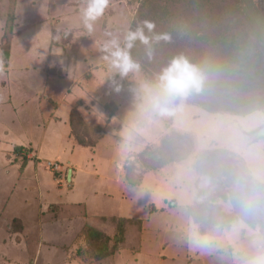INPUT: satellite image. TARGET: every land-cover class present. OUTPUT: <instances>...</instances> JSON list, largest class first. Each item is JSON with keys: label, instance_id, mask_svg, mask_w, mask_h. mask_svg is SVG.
I'll list each match as a JSON object with an SVG mask.
<instances>
[{"label": "rangeland", "instance_id": "1", "mask_svg": "<svg viewBox=\"0 0 264 264\" xmlns=\"http://www.w3.org/2000/svg\"><path fill=\"white\" fill-rule=\"evenodd\" d=\"M162 1L164 0L156 2ZM169 1L172 16L184 12L190 13L185 5L178 8L175 4L176 0ZM206 1L211 3L210 13L230 17L226 0ZM255 1L264 11V0ZM11 2L17 3L18 7V10L15 7V29L20 33L16 35L18 39L14 55L15 65L18 68L29 62L37 68L35 71L39 72V65H43L48 56L47 45L51 39L48 30L50 32L61 30L55 39V42L61 39L58 42L60 56L52 59L56 64L50 62L47 73L56 78V81H53L55 84L53 93L58 92L59 96L56 101L63 96L67 99L66 103L70 107L72 118V133L77 145L92 154L91 157L88 156L89 164L95 159L94 166L90 165V168L87 166V169L95 170L103 176L109 173L108 159L115 156L119 161L118 149L125 152L121 160L125 163L126 175L127 172L129 174L130 181L127 176L126 178L130 186L126 188L127 198L124 202L126 205H135L134 215L138 221L111 220L118 228L117 236L122 238V242L118 245L124 243L127 228L126 249L128 247L138 249L140 244L145 242L143 247L151 251L150 257H140L139 264H161L164 257L166 262L163 264H233L229 253L198 261L199 257L194 251L188 250L187 236L182 231L186 233L185 226L189 225L191 230L195 228L198 232L201 225L207 228L209 236L223 235L225 230L221 232L220 229L222 222L216 223L218 215L220 213L229 215L234 212L239 214V219L234 226L235 222L232 224L233 231L228 238L235 239L238 236V230L242 228L240 224L245 222L243 220L245 217L256 218V229L261 230V224L264 225V185L260 186L261 184L252 178L241 156L233 151L241 147L247 136L251 139L255 132L264 127V123L257 118L260 114L248 119H234L236 122L230 119V116H221V119L215 120L214 116L200 115L199 107L184 106L175 120L178 107L185 105L183 102L196 100V92L174 102L168 115L160 116L151 110L147 98L139 91L140 84L152 81L146 76L142 67L140 66L139 72L129 73L121 78L120 74L111 67L110 61L104 59L108 55L104 47L109 41L118 40L120 46L124 47L126 35L138 17H141L143 10L145 15L142 16L148 18L161 13L150 6L151 0H108L103 15L95 21L91 33L84 27L81 15L86 0H0V67L3 64L5 19ZM44 29L48 30L44 31ZM150 43L146 44L145 49L148 57L160 52L158 47L151 46ZM147 69L151 70L149 67ZM3 73L4 71L0 72V82L8 78ZM31 76L35 79L40 78L39 73ZM113 81L121 85L118 93L113 90ZM9 95L8 88L0 87V112H14L12 107H6L4 104V100L9 99ZM258 112L264 114V110ZM225 119H229L230 122ZM262 123L261 128H257ZM107 137L108 144L106 141L98 148L99 143ZM113 142L117 145H112ZM215 150L218 151L215 159L204 162L208 171L205 169L197 171L195 164L200 154ZM24 155H27L28 159L32 157L27 149ZM17 158L22 159L21 163L24 162L23 156ZM172 159L175 161L172 162ZM168 166L174 167L172 169ZM46 170L48 172L47 177L46 174L44 175L45 183L50 187L53 185L50 172L57 180L63 176L67 179L70 172L67 169L62 170V167L59 171H52L48 163ZM73 176L75 175L72 173L71 178ZM139 180H141L139 185L131 184ZM63 183L68 189L67 180ZM7 187L0 186V190L6 192V195L7 192L8 195H13L8 209L19 204L24 206L21 199L26 196V188L22 177L17 174L9 181ZM105 190L104 180L95 177L81 178L78 189L81 197L99 193L98 199L91 205L93 217L101 214L121 216L123 209H129L118 200L107 203ZM242 193L258 198L260 205L258 211L245 212L242 209L240 203ZM194 199L195 204H192ZM195 205L196 207L202 205L205 210H209L203 212L202 209L203 211L198 212ZM174 207L179 214L173 212ZM190 208L194 209L195 218L192 217ZM77 213H79L78 209H72V217H76ZM188 218L191 220L190 224ZM93 219L99 222V219ZM121 221H124L121 225L124 226L122 234H120ZM8 230L20 239L22 226L19 221H14ZM48 231L51 232V229ZM84 234L88 235L86 228ZM261 234L264 237V233ZM116 237H110L109 244L100 239H88V248L82 249L84 262L111 264L110 261L101 260L106 255L114 253ZM22 250H18V257L22 259L20 262L34 264L37 245L30 246L29 256L27 249L22 248ZM153 251L157 254H152ZM142 253L147 254L143 248ZM45 257L47 252L40 255L41 259L36 264H44ZM121 264L125 263L122 261Z\"/></svg>", "mask_w": 264, "mask_h": 264}, {"label": "crops", "instance_id": "2", "mask_svg": "<svg viewBox=\"0 0 264 264\" xmlns=\"http://www.w3.org/2000/svg\"><path fill=\"white\" fill-rule=\"evenodd\" d=\"M17 26H19V23H17ZM47 30L44 29V31ZM60 31L53 30L50 32L48 30V34L50 35L51 33V39L47 45L48 56L43 65H39V72H36L37 68L29 62L24 63L20 68L15 65V45L18 39L16 35L20 33V31L15 29L9 65L3 67V64H1L0 67V72L4 71L3 75L8 76L6 80L0 82V87L3 89L8 88V93L10 94L9 99L4 100V104L14 110V112H0V186L7 187L9 181L18 174V176L22 177L26 188V196L21 199L24 206L19 204L20 206H14L10 210L8 208L13 195H8V192L6 195V192L0 190V261L5 259L4 262H1L3 264H23L20 262L22 259L18 257V250L27 249L29 256L31 245H37L34 264L40 261V255L44 252H47L44 264H58L57 262H60V264H87V262H84V253L82 252L83 248H88L87 241L89 238L84 234L87 226L109 238H114L119 232L117 226L111 221L112 219L118 221L126 220L128 222L138 221L134 215L135 205H126L124 202L125 198H127L126 188L130 186L127 183L125 163L121 160V156L125 152L118 149L120 152L119 161L116 160L115 156H111L108 159L109 173L101 176L94 169V171H91L89 166H94L95 159H92L89 164L88 156L92 154L77 145L72 133V118L70 107L66 103L67 99L63 96L59 101H56V98L59 97L58 92L56 93L57 95L53 93V86L55 85L53 81H56V78L50 76L47 73V69L52 59H57L60 56L61 50L58 42L61 39L55 42L56 36L61 33ZM51 64L54 65L56 63L52 62ZM34 73H39L40 78H33L31 74ZM184 106L198 107L187 104L181 105L175 113V120ZM199 110L200 115H211L214 116L215 120L221 119V116H230V119L233 120L248 119L260 114L257 118L264 123V114L261 112H256L247 117H239L211 114L202 108ZM225 120L230 122L229 119ZM234 121L236 122V120ZM263 123L257 128H261L260 126ZM245 139L241 147L232 150L243 157L252 178L264 184V138L251 141L247 136ZM106 141L108 144V137L99 143L98 148L104 145ZM112 145L117 144L113 142ZM16 148L27 149L28 153L32 155L31 158L27 159V165L24 168H22V159L17 158L21 155L16 153ZM48 162L58 163L62 170L72 171L74 169L73 175L75 176L71 180L69 175L67 179L63 176V178L57 180L54 177L55 175L50 172V179L53 181V185L51 187L47 186L44 175L46 174L47 177L46 164ZM87 166L89 167L88 169ZM169 167L172 168L174 166ZM83 177H95L104 180L106 183L104 196L107 203L118 200L120 204L125 207L128 206L129 209H123L121 216L101 214L93 217L91 205L98 199L97 195L99 193L96 192V195L81 197L78 189ZM66 180L69 183L68 189L65 188V183H63ZM141 188L142 186H140ZM72 209H78L79 213H77L76 217H72ZM159 210L161 211L162 208ZM172 210L179 214L175 207ZM93 218L99 219V222ZM188 219L190 224L191 220L190 218ZM14 221L21 223L22 232L19 233L20 239H17V236L8 230ZM240 225L242 228H239L238 236L235 239L228 238L233 231V226L221 236H211L214 238L216 245L215 250L211 253L191 246L189 235L192 230L189 225L185 226L186 233L183 232L184 230L182 233L187 236L188 250L194 251L199 257L198 261L206 257L229 253L233 259V264H238V262L239 264H245L250 258L264 251V237L260 230L252 229L245 222H241ZM48 229H51V232ZM127 231L128 229L126 228L124 243H120L117 246L118 249L114 255L107 256L101 261H110L111 264H121L122 261L125 264H139L140 257L151 256V251L143 247L145 242L140 244L138 249L125 248ZM142 248L147 254L142 253ZM161 258L162 256L159 257V259ZM164 262H166V257L163 258L161 264Z\"/></svg>", "mask_w": 264, "mask_h": 264}, {"label": "trees", "instance_id": "3", "mask_svg": "<svg viewBox=\"0 0 264 264\" xmlns=\"http://www.w3.org/2000/svg\"><path fill=\"white\" fill-rule=\"evenodd\" d=\"M156 1L151 0L150 6L161 13L148 18L142 16L145 15L143 10L141 17H138L130 30L136 31L142 28L151 46L160 49L159 53L148 57L146 44L136 40L134 46L128 50L132 60L140 64L146 76L153 80L155 74L174 57L183 55L192 63L199 65L205 74L204 86L197 93L196 100L183 103L198 106L211 114L239 117H247L264 110V11L261 10L259 3L255 0H226V7L231 14L230 17H221L210 13L212 6L206 0H176L175 4L178 8L185 5L190 13L184 12L173 16L170 13L169 0L161 3ZM15 7L17 8V3H9L5 19V42L2 46L4 67L9 65L11 45L15 35ZM145 22L151 23L153 28L149 30ZM147 67L151 70L149 71ZM15 150L23 156L22 168H24L28 161L27 155H24L26 150L23 148ZM216 154H218L216 150L201 153L195 164L197 171L200 169L208 171L204 162L214 160ZM241 159L245 162L243 157ZM126 176L128 178V172ZM128 179L130 181V178ZM140 182L141 180L131 184L139 185ZM257 183L261 184L260 186L264 185L258 181ZM195 208L198 212L209 210H205L202 205L197 207L195 205ZM190 213L195 218L193 208H190ZM238 219L239 214L236 212L229 215L220 213L216 223L222 222L221 232L229 231ZM243 220L252 229L257 228L256 218L245 217ZM123 223L124 221L120 222V234L124 228L121 226ZM86 229L90 240L100 239L109 244L110 238L106 235L90 226ZM260 231L264 233L263 224ZM198 233L202 236L209 234L207 228L201 225ZM114 242L115 253L122 238L117 236Z\"/></svg>", "mask_w": 264, "mask_h": 264}, {"label": "clouds", "instance_id": "4", "mask_svg": "<svg viewBox=\"0 0 264 264\" xmlns=\"http://www.w3.org/2000/svg\"><path fill=\"white\" fill-rule=\"evenodd\" d=\"M107 4L108 0H86V6L82 7L81 15L84 27L88 32L91 33L94 30V23L103 15ZM145 25L149 30L153 28V25L149 22H145ZM136 40H140L145 44L149 43L142 28L130 31L126 35L124 47L120 46L118 40H111L104 47V50L108 53L104 59L110 61L111 67L120 74L121 78L126 77L129 73L140 71V65L132 60L128 51L134 46ZM204 82L203 69L185 56L180 55L174 57L165 67L161 68L152 81L140 84L139 91L145 95L151 110L155 114L165 116L170 114L174 102L183 100L193 92L199 93L204 86ZM113 90L117 93L121 90V85L116 81H113ZM240 203L245 212L259 210V200L253 195L242 193ZM189 243L193 248L208 253L216 248L213 237L201 236L195 228L190 232ZM246 264H264V251L250 258L246 261Z\"/></svg>", "mask_w": 264, "mask_h": 264}, {"label": "water", "instance_id": "5", "mask_svg": "<svg viewBox=\"0 0 264 264\" xmlns=\"http://www.w3.org/2000/svg\"><path fill=\"white\" fill-rule=\"evenodd\" d=\"M250 138L252 141H256V140H260L264 138V127L258 130L257 132H255ZM72 173H73L72 171L69 172L70 180H71Z\"/></svg>", "mask_w": 264, "mask_h": 264}, {"label": "built area", "instance_id": "6", "mask_svg": "<svg viewBox=\"0 0 264 264\" xmlns=\"http://www.w3.org/2000/svg\"><path fill=\"white\" fill-rule=\"evenodd\" d=\"M48 167L52 171H59L61 169V166L58 163L48 162Z\"/></svg>", "mask_w": 264, "mask_h": 264}]
</instances>
